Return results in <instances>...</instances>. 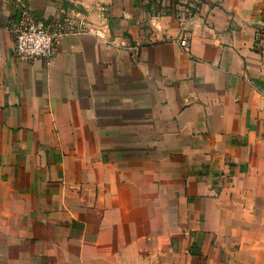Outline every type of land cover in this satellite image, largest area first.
Returning a JSON list of instances; mask_svg holds the SVG:
<instances>
[{"label":"crops","instance_id":"crops-1","mask_svg":"<svg viewBox=\"0 0 264 264\" xmlns=\"http://www.w3.org/2000/svg\"><path fill=\"white\" fill-rule=\"evenodd\" d=\"M0 264H264V0H0Z\"/></svg>","mask_w":264,"mask_h":264},{"label":"built area","instance_id":"built-area-1","mask_svg":"<svg viewBox=\"0 0 264 264\" xmlns=\"http://www.w3.org/2000/svg\"><path fill=\"white\" fill-rule=\"evenodd\" d=\"M9 32L13 38L14 56L26 62L39 61L51 65L59 41L69 35L90 32L85 20L62 11L51 23L35 15L29 7L22 5L17 18L11 23ZM185 52L189 45L182 42Z\"/></svg>","mask_w":264,"mask_h":264}]
</instances>
